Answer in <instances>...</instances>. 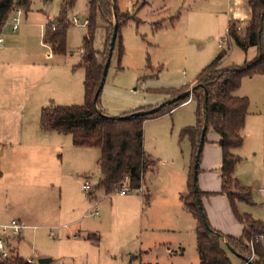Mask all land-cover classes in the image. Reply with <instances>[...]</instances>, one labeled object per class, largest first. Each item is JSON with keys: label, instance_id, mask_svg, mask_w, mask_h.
I'll use <instances>...</instances> for the list:
<instances>
[{"label": "rangeland", "instance_id": "1", "mask_svg": "<svg viewBox=\"0 0 264 264\" xmlns=\"http://www.w3.org/2000/svg\"><path fill=\"white\" fill-rule=\"evenodd\" d=\"M63 1L31 0L29 11L19 15L17 30H12L15 11L0 29V152L5 150L0 156V222L17 219L16 213L28 225L19 239L15 235L9 242L10 257L0 263L39 264L38 259L50 258L48 264H198L197 220L179 199L180 192L187 193L192 170L188 138L179 134L196 123L194 102L189 99L144 121L143 149L153 164L144 175L142 193H106L99 186L100 148L75 146L70 135L41 126L43 107L85 102V69L79 63L88 29L80 25L87 18V0L68 6L62 53H51L42 42L45 24L56 20ZM115 1L126 22L100 92V107L108 116L154 107L170 93L190 88L221 48L226 51L223 67L242 65L256 55L255 47L244 51L227 38L229 22L244 31L249 0H185L177 5L170 0ZM162 3L166 19L158 12ZM96 21L93 46L103 50L107 31L100 18ZM233 94L248 100L234 175L250 188L255 202L239 201L237 207L264 221V195L258 191L264 189V74L242 77ZM211 133L209 127L207 136ZM15 153L21 158L19 174L12 167ZM85 178L95 199L81 189ZM147 186L149 200L144 196ZM230 190L240 194L232 185ZM95 200L99 215L92 216L88 209ZM178 245L184 248L181 255L166 250ZM17 252L21 260L13 261ZM231 259L240 264L234 255Z\"/></svg>", "mask_w": 264, "mask_h": 264}, {"label": "trees", "instance_id": "2", "mask_svg": "<svg viewBox=\"0 0 264 264\" xmlns=\"http://www.w3.org/2000/svg\"><path fill=\"white\" fill-rule=\"evenodd\" d=\"M73 2L74 0H64L56 20L54 22L49 20L45 24L42 41L53 54L64 51L66 11ZM30 5L31 0H0V29L12 11L20 9L28 12ZM112 6V0H87L86 27L88 29L84 36L83 55L79 63L85 69L84 104L49 105L43 107L41 111V126L70 135L75 146L100 148L101 153L97 160L101 174L99 186L103 187L106 193L119 190L125 182L133 188L143 183L145 173L153 164V159L143 149L144 121L170 112L189 99L188 96L184 97L151 114L141 115L132 112L126 114L124 118L107 117L108 115L100 107L99 85L113 25L117 23L118 34L121 25L126 22V16L118 11L115 0L114 10ZM249 7L252 16L245 24L244 31L238 32L237 24L229 22L227 38L244 51L255 47L256 55L242 65L223 67L221 62L226 56V51L219 49L215 57L199 72L193 84L197 86L191 94V100L195 103L196 123L182 127L179 134L180 138L187 137L191 145L192 170L187 182L188 190L182 196V201L185 208L197 220L196 248L200 264H234L232 255L237 257L241 264H264V243L262 242L264 222L254 219L247 212L238 210L237 202L253 204V201L250 188L242 186L234 175L235 165L240 160L235 151L243 144L242 129L245 125L248 100L246 97L235 96L233 93L239 87L242 77L264 74V0H249ZM98 18L105 24L107 31L103 50H96L93 46V34L98 27L96 23ZM112 19H114L113 22ZM187 89L189 88L179 89L170 95L175 96ZM205 92L206 104H204ZM150 108L152 106L140 107L135 112ZM205 119L207 129L211 127L219 135L218 143L222 150L221 191L227 195L234 216L243 225V231L239 237L224 235L213 229L203 207H199L197 202V196L201 197V191L198 189L196 193L194 190L196 181L193 177V165ZM231 185L241 195L234 194L230 190ZM205 221L210 229L206 228ZM227 245L234 252H231ZM8 263L12 264L10 260Z\"/></svg>", "mask_w": 264, "mask_h": 264}, {"label": "crops", "instance_id": "3", "mask_svg": "<svg viewBox=\"0 0 264 264\" xmlns=\"http://www.w3.org/2000/svg\"><path fill=\"white\" fill-rule=\"evenodd\" d=\"M166 1H169V0H166ZM180 1L184 2L185 0H170L169 2H170V4L175 3L177 5V4H179ZM192 1L197 2V1H207V0H192ZM208 2L209 1L205 2V4H207ZM230 3H231V0H230ZM169 6H172V5H169ZM158 7L160 8V5ZM165 10H167V9L163 8V3H162V7L158 10V12L164 13ZM251 16H252V13L250 14L249 18H251ZM168 17H169V15L166 12L162 16V19H166ZM195 82H196V79H195ZM190 100H191V98H190ZM191 102H194V101L191 100ZM246 119H247V116H246ZM245 124H246V120H245ZM207 130H206V134H205V141H204L203 146H202V152H201V155L199 158V164H198L197 176H196V185H197L198 189L201 191V197L200 198L202 199V201L204 203L203 208H204V211L206 213V217L208 219V222L210 223V226L213 229L219 231L220 233H222L224 235L239 237L242 234L243 225L234 216L227 195L221 191L222 190V180H221L220 169H221V165H222V150H221V147L218 143L219 135H218V133H216L212 129V133L207 136ZM189 144H190V142H189ZM190 152H191V145H190ZM4 154H5V150H2L0 152V156H4ZM15 154H16V156L17 155L18 156H17L16 162L12 163V167H13V172L15 174H19L21 172V169H22L21 158H20V153H18V154L15 153ZM10 156H11V158H14L15 155L10 154ZM10 156L8 157L9 159H10ZM191 164H192V160H191ZM24 168H25V166H23V169ZM85 179H87V178H85ZM239 183H240V181H239ZM241 185L243 186V184H241ZM146 190H147V192L145 193L144 196H147L148 200H149L150 199V193H149L148 186H147ZM258 191L261 195L262 194L264 195V189L260 188ZM91 192L92 191L90 189L89 193L92 196ZM126 194H123V195H126ZM185 194H186V192H184V193L180 192V194H179V199L181 200V203H183L182 196H184ZM92 199H95V198H93V196H92ZM251 199H252V194H251ZM253 204H255V202H253ZM90 206H89V208H90ZM183 206H184V204H183ZM184 209L189 214H191L185 208V206H184ZM88 212H89V209H88ZM15 215L17 216L15 218H17L18 221H20V223L23 224V226H24L22 228V230L25 229L26 227H28V225L25 224L22 221V219H20V217H19V216L23 217V215H19L16 213H15ZM254 219H257V218H254ZM258 220H260V219H258ZM9 221H10V219H9ZM4 222H8V220L2 221L0 223H4ZM195 233H196V227H195ZM0 235H2L1 232H0ZM20 237H21V235L18 236V239ZM11 241H13V237L10 238L9 242H11ZM262 242L264 243V237H262ZM156 246L157 245H154L153 248L155 249ZM195 247H196V243H195ZM166 250L169 251L172 255H181V254H183L184 248L181 245H178L177 249L175 247L171 248L170 246H166ZM16 251H17V248H16ZM142 252L148 253L147 250L142 251ZM196 252H197V256H198V264H200L197 248H196ZM11 258L13 259V261L15 259L21 260L20 259L21 257L19 256L18 252H17V254L13 253ZM140 263L153 264L149 260L148 261H142L141 260ZM12 264H14V263H12ZM46 264H48V263H46ZM240 264H241V262H240Z\"/></svg>", "mask_w": 264, "mask_h": 264}, {"label": "built area", "instance_id": "4", "mask_svg": "<svg viewBox=\"0 0 264 264\" xmlns=\"http://www.w3.org/2000/svg\"><path fill=\"white\" fill-rule=\"evenodd\" d=\"M21 13L20 9H16L14 12V15L12 17V30L15 31L18 29V26L20 24L19 22V15ZM73 23H77V18L74 15L73 18ZM88 23L87 18L84 19L83 22L80 23L81 26L85 27ZM54 28V26L52 27ZM239 29H241L239 27ZM3 40L0 37V47L2 46ZM222 47V45H220ZM81 189L85 192H90L91 189V183L88 179H85L81 185ZM133 190L137 192H143L144 187L141 184L137 188L131 187L127 182L119 189L120 194H126L128 191ZM99 202L95 200L90 208H89V214L92 216H97L99 214ZM23 224L20 223L17 219H11L8 222L0 223V232L2 233V236L0 237V261L2 262L3 260H7L10 257L11 254V248L9 246V240L11 237H14L15 235L18 237L21 235ZM27 262H32L31 260H28ZM1 264V263H0Z\"/></svg>", "mask_w": 264, "mask_h": 264}, {"label": "water", "instance_id": "5", "mask_svg": "<svg viewBox=\"0 0 264 264\" xmlns=\"http://www.w3.org/2000/svg\"><path fill=\"white\" fill-rule=\"evenodd\" d=\"M112 3H113V10H114V0H112ZM114 16H115V13H114ZM117 29H118V25L117 23H114L113 25V30H112V35H111V39H110V44H109V50H108V54H107V58L105 60V63L103 65V71H102V77H101V82H100V85H99V89H102V86L104 84V80H105V77H106V73H107V69H108V66H109V63H110V58H111V54H112V50H113V47H114V44H115V41H116V37H117ZM194 87H197V86H191L189 89L185 90V91H182L180 93H178L177 95L175 96H172L168 99H166L165 101H163L162 103L148 109V110H143V111H138V112H134L133 114H141V115H145V114H151V113H155L157 111H159L162 107L166 106V105H169L171 103H174L184 97H187L190 99L191 98V94L194 90ZM206 92L204 93V104H206ZM109 118H124L126 117L125 115L124 116H107ZM206 130H207V125H206V119L204 120V123H203V126H202V129H201V134H200V140H199V144H198V149H197V154H196V158H195V163L193 165V177H194V180L196 181V175H197V168H198V159H199V155H200V152L202 150V146H203V143H204V139H205V134H206ZM194 190L195 192L197 193L198 191V187L196 185V182H195V186H194ZM197 202H198V205L199 207H202L201 206V201H200V197L197 196ZM205 226L206 228L210 229V226L208 225V223L205 221ZM227 248L231 251V252H234L232 250V248L230 246L227 245ZM50 262V258H40L38 259V263L39 264H46V263H49Z\"/></svg>", "mask_w": 264, "mask_h": 264}]
</instances>
